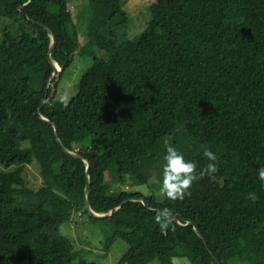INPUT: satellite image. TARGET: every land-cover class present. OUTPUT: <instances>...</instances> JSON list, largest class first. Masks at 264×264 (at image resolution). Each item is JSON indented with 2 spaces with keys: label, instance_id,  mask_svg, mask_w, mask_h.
Masks as SVG:
<instances>
[{
  "label": "trees",
  "instance_id": "16d2710c",
  "mask_svg": "<svg viewBox=\"0 0 264 264\" xmlns=\"http://www.w3.org/2000/svg\"><path fill=\"white\" fill-rule=\"evenodd\" d=\"M29 1L0 0L12 21L0 43V264H101L75 262L61 234L74 213L89 214L85 160L92 210L117 209L88 216L113 227L106 252L127 242L119 264H264V0H155L146 30L119 45L105 29L128 21L127 0H87L86 44L104 53L68 102L50 99L52 38L39 25L55 36L62 78L81 48L74 0ZM165 140L198 172L211 150L217 171L175 201L123 189L125 177L151 184ZM30 165L39 166L38 189L25 180ZM112 165L119 184L108 180ZM165 215L161 228L156 217Z\"/></svg>",
  "mask_w": 264,
  "mask_h": 264
},
{
  "label": "rangeland",
  "instance_id": "374dc122",
  "mask_svg": "<svg viewBox=\"0 0 264 264\" xmlns=\"http://www.w3.org/2000/svg\"><path fill=\"white\" fill-rule=\"evenodd\" d=\"M155 0H127L124 7L128 14V21L118 19L110 27L105 29V34L109 36L111 32L117 36L118 45L126 39L135 40L147 28L151 21V7ZM73 4V5H72ZM71 4V12L74 16L75 23L78 27L79 42L81 44L80 52L75 56L73 65L63 74L58 88L54 96L62 102H68L79 91V83L83 75L92 66L95 55L101 57L104 53L96 47L86 44L84 37V30L86 28V18L88 11L87 0H74ZM12 21L8 18L0 16V43L10 32ZM100 51V53L98 51ZM180 135V134H179ZM185 145L183 144L182 147ZM190 146L187 145L183 152H189ZM25 169L24 177L28 186L32 189H38L42 183V177L38 165L23 166ZM11 168L8 171L15 170ZM0 171H6L0 166ZM114 165L108 171V180L110 176H114L119 184L118 172ZM162 167L155 169L152 176V182L149 185H138L131 177H125V183L121 187L130 192H140L148 195H155L158 199L162 197L158 186L161 183ZM86 212L82 211L81 215L74 213L71 221L61 228L62 236L70 241L76 250V261H86L88 263L101 264H119L123 256L128 251L127 242L119 239L111 247L109 252L105 250V242L107 238L113 233V227L106 221H94ZM150 264H160L159 261H153ZM173 264H191L187 258H176Z\"/></svg>",
  "mask_w": 264,
  "mask_h": 264
},
{
  "label": "clouds",
  "instance_id": "9594fccd",
  "mask_svg": "<svg viewBox=\"0 0 264 264\" xmlns=\"http://www.w3.org/2000/svg\"><path fill=\"white\" fill-rule=\"evenodd\" d=\"M165 154L163 156L162 178L159 192L170 200L183 199L185 195H190V188L194 181L203 177L205 173L214 174L217 171V156L211 150L204 149L203 156L210 161L206 169L197 171L196 163L186 160L185 156L177 150V146L164 141ZM257 178L261 185L264 186V167L257 172ZM248 199L255 201L257 196L254 192L248 194ZM157 223L161 228L168 227V217L157 216Z\"/></svg>",
  "mask_w": 264,
  "mask_h": 264
},
{
  "label": "water",
  "instance_id": "95a60500",
  "mask_svg": "<svg viewBox=\"0 0 264 264\" xmlns=\"http://www.w3.org/2000/svg\"><path fill=\"white\" fill-rule=\"evenodd\" d=\"M31 1L32 0H30L29 3ZM28 4H26V5H28ZM39 26L42 27L44 30H46L49 33V35L51 36V38H52V45H51V48H50V51H49V61H50L51 65L54 67V70H55L54 74L52 76V79H55V82L52 84V94L50 96V99H52L54 97V94H55V91L57 89V86H58V84L61 81V73L63 71V68H61L57 63H55L53 61L52 57H51L52 52H53V50H54V48L56 46L55 36L53 35L52 31L47 26H44V25H39ZM39 113H40V109H39ZM41 118L45 122L53 125V127L55 129V134L58 137V128H57V126L54 125L52 122H50L48 119L44 118L43 116H41ZM63 149H64V152L66 154H68V155H70L72 157L83 159L82 156H80L78 154H75V153H72V152L66 150L65 148H63ZM83 160H85V159H83ZM85 162L87 163V179H88V183H87V187H86V209L89 212V214L92 215L95 218H98V219H109V218H111L113 216V214L117 211V209H114V210H112L111 212H109L107 214H97L91 208V203H90V198H89L90 197V191H91V189H90V180H89L90 179V177H89V175H90V173H89L90 163L87 160H85ZM137 201H141L143 204H145L144 199H140V200H137ZM145 205L148 206L147 204H145ZM172 219L175 220V217H172ZM189 225H193V224L189 223ZM195 229H196V232L198 233L199 237L204 240L203 235L200 233L199 229L197 227H195Z\"/></svg>",
  "mask_w": 264,
  "mask_h": 264
}]
</instances>
